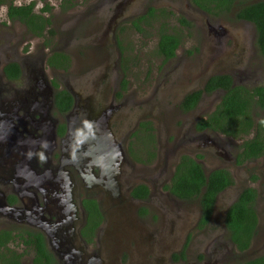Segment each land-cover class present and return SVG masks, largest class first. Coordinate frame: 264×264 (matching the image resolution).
I'll list each match as a JSON object with an SVG mask.
<instances>
[{"label": "rangeland", "instance_id": "1", "mask_svg": "<svg viewBox=\"0 0 264 264\" xmlns=\"http://www.w3.org/2000/svg\"><path fill=\"white\" fill-rule=\"evenodd\" d=\"M13 1L21 4L31 0ZM35 1L34 9L38 11L45 0ZM46 1L51 8L44 14L50 16L54 33L47 36L50 45L44 47V52L51 49L67 52L71 63L66 70L50 69L45 64V73L57 86L71 87L79 97L81 111L91 120L99 118L117 143L115 175L119 197L126 201L123 203L99 188L101 195L97 198L105 215L93 246L100 250L102 263L237 264L264 252L263 220L250 246L243 251L230 246L224 224L227 204L244 185L259 191L255 204L261 217L264 159L235 167L237 176L233 175V184L221 192L213 215L202 226L197 225L198 199L179 198L164 187L181 153L196 157L200 154L205 172L218 165L230 171L234 168L224 162H233L236 149L224 150L230 159L213 153V144L207 139L215 140L213 135L208 131L196 133L192 126L198 117L211 110L215 101L211 92L204 91L188 111H183L179 104L184 94L203 87L210 66L229 68L243 62L252 61V66L258 63L261 52L256 36L251 39L246 35L234 15L237 5L213 14L201 10L191 0H73L74 5L66 9L61 8V0ZM150 7L164 8L167 15L146 16L149 23L140 20L138 23L143 27L140 30L134 21L148 14ZM5 10V5L0 6L2 96L7 83L1 73L3 64L23 55L34 58L42 53L44 39L32 35L22 22L8 19ZM179 16L185 17L189 24L180 22ZM163 21L166 29L181 37L175 55L167 60L156 51ZM250 42L255 52L250 51ZM20 84L21 81H16L14 88ZM143 120L150 121L156 141L155 156L150 162L138 161L130 154L131 149L137 150L141 144L133 132ZM216 156L224 161L218 164ZM139 182L150 189L143 201L147 207L145 214L129 194L130 187ZM181 249L184 256L175 257ZM24 258L29 260V256Z\"/></svg>", "mask_w": 264, "mask_h": 264}, {"label": "flooded vegetation", "instance_id": "2", "mask_svg": "<svg viewBox=\"0 0 264 264\" xmlns=\"http://www.w3.org/2000/svg\"><path fill=\"white\" fill-rule=\"evenodd\" d=\"M239 1L241 0H234L230 8L232 9L237 5L235 13L242 4L248 3L246 0H243L244 2L238 5L237 2ZM237 19L241 22L240 25L244 28L249 38L252 39L254 34L256 36V29H252L253 26L255 27L252 21L241 17H237ZM15 21L21 22L18 19H15ZM218 27L224 31L222 26ZM216 29V27L213 28L214 33ZM250 44V51L255 52L252 42ZM44 47L47 46L43 44L42 53L37 54L34 58L29 55L16 57L14 61L18 62L21 69L17 79H9L5 76L3 70L1 71L7 83L3 87L5 91L4 96H2V93L0 94V131L18 136L21 144H14L7 152L0 149V200L9 208L7 210L0 206V230L2 228H12V233L14 234L13 238H10L4 245H0V254L3 257H7L12 255L13 252L20 253L25 251L20 256L21 263L31 264L32 256L35 253V246L34 244L27 245L23 242L24 238L27 239L30 236L28 232L31 231L33 234L30 237L34 239L40 235L46 249L54 256V261L51 264H103L100 250L97 246H93V243L98 241V228L105 215L99 198H97L101 195L99 188L102 189V192L104 190L106 194L110 192L111 196L118 197V200H122L121 202L123 203L126 200L119 197L120 186L116 175L101 176L100 166L95 161L93 162L92 156L86 151L88 142L84 135L86 133L84 132V128L88 130V127L93 125L89 123L93 122L94 118L92 120L89 119L86 112L81 111L77 93L73 92L71 87L66 88L72 95L70 107L66 110H61L56 105L55 92L65 87L55 86L54 81L45 73L46 59L52 52V49L44 52ZM259 58L257 59L259 60L258 63L254 66H252V61L243 62L244 64L240 63L229 68L210 66L211 68L206 69L208 73L206 79L212 75L226 74L230 76L232 85L249 89L264 85V57L261 54ZM47 66L50 69H56L48 64ZM16 81H21V84L17 88H14ZM209 92L215 97L214 104H212L209 111L211 112L220 101L225 89L217 86ZM255 108L260 110V112H256L258 110H255ZM250 114L254 118L255 123L247 133L238 132L237 135L227 134L221 129L208 127L199 130L195 124L201 116L194 121L192 126L195 132L197 131L196 133L208 131L215 138L212 141L207 137L209 142L213 144V153L221 154L230 159V156L224 150L236 149L233 155V162H226L230 160L224 162L234 165L232 171L227 167L218 165L205 172V174H208L214 168H225L233 178V175L237 176L235 167L239 164L251 161L256 162L259 158L264 159L263 150L257 156L242 155L243 157L240 156V161L238 160V154L243 149L242 143L245 139L251 138L256 134L264 138V108L253 104ZM259 120L261 121L260 125L257 123ZM108 134L110 133L108 132ZM109 137L111 138L110 144L115 142L111 134ZM26 155L27 158L24 161ZM193 157L200 162V156ZM221 161L224 160L216 156V162L220 164ZM85 162L91 164V170H89L92 172H90L91 175L89 176L83 170H86V168L81 166ZM19 164H23V166L18 168ZM253 179H257V177ZM100 180H104L105 183ZM233 182L217 193L210 218L213 215L217 198ZM87 185L88 187H86ZM246 186L251 185H244L240 188L229 201L226 209ZM254 188L257 192V198L259 191L256 187ZM85 198L95 199L102 212L103 218L96 226H93L92 221L88 222L87 206L83 201ZM130 198L139 205L138 207L141 208L143 206L147 209L146 204L143 202L146 198H137L131 194ZM256 198L254 200V207L257 215V230L260 220L264 221V203L260 208V217L258 216V209L255 204ZM259 217L260 219H258ZM199 219L200 214L197 220L198 226ZM226 230L230 246L239 250L231 240L227 227ZM256 230L251 237L250 244ZM24 256H29V260L26 261ZM182 256H184V251L181 249L175 257L181 258Z\"/></svg>", "mask_w": 264, "mask_h": 264}, {"label": "trees", "instance_id": "3", "mask_svg": "<svg viewBox=\"0 0 264 264\" xmlns=\"http://www.w3.org/2000/svg\"><path fill=\"white\" fill-rule=\"evenodd\" d=\"M191 1L200 9L213 14L228 11L234 2V0ZM35 2V0H31L26 3L16 4L13 0H0V6L2 4L6 5V17L8 19L20 20L32 35L44 38L43 44L48 46L50 45V40L47 36L52 35L54 30L50 27V16L44 14V12L51 7L48 1L45 0L44 6L36 11L34 9ZM72 5H74L73 0H61L60 2L62 9ZM159 14L163 17L167 15L164 8L150 7L148 14L138 17L134 24L138 29L142 30L143 27L138 23L140 20L144 22L143 24H148L149 22L145 20L146 16L154 17ZM235 15L254 23L256 44L264 57V0L242 4ZM179 20L183 24H189V21L183 16H179ZM164 25V21L161 22L158 30L156 51L162 56L163 60H167L175 55L181 37L178 33L166 29ZM46 63L51 67L66 70L70 66L71 58L67 52L52 49V52L47 56ZM2 70L9 79H17L21 71L20 65L14 60L6 62ZM54 84L55 86L57 85L55 82ZM217 86L224 88L225 92L214 110L197 120L196 128L199 130L206 127L221 129L232 135H237L238 132L247 133L255 123L254 118L250 114L252 105L257 104L264 108V85L249 89L232 85L229 75H212L206 79L202 88L189 91L182 97L179 104L180 108L183 111L193 108L203 91L209 92ZM55 103L61 110L68 109L72 103L71 93L66 88L58 89L55 92ZM260 122V120L257 122L258 125H260ZM152 129L150 121L143 120L138 128L134 130L133 135L141 143L137 150L136 148L135 150H130V154L134 159L141 162H150L154 158L156 141ZM242 147V151L238 154L239 161L242 155H259L264 150V138L256 134L251 138L245 139ZM197 156L201 155L198 154ZM252 178H256V175H253ZM232 182L233 178L227 169L214 168L208 174H205L200 162L190 154L182 153L175 163L169 182L164 187L179 198L186 200L198 199L200 205L199 225L202 226L210 220L217 193ZM130 194L137 198H146L149 194V187L145 183H138L130 189ZM256 195L257 192L254 187H244L225 211L224 223L229 230L231 240L239 250L249 246L251 237L256 230L257 215L254 207ZM83 201L87 206L88 222L92 221L93 226L98 225L103 218L98 203L93 198H85ZM140 210L141 213L147 211L143 206ZM12 230V228H2L0 230V245H4L10 238H13ZM32 234L33 232H28V235L31 236ZM30 236L27 239L24 238L23 242L27 245L34 244L35 246L31 264H51L54 261V256L46 249L43 239L40 235L34 239ZM24 252H13L12 255L7 257H3L0 254V259H2L0 264H22L20 256ZM239 264H264V253L246 258L240 261Z\"/></svg>", "mask_w": 264, "mask_h": 264}, {"label": "water", "instance_id": "4", "mask_svg": "<svg viewBox=\"0 0 264 264\" xmlns=\"http://www.w3.org/2000/svg\"><path fill=\"white\" fill-rule=\"evenodd\" d=\"M89 124H93V125L89 126L88 130H85L84 128V132H86L84 135L88 142L87 143L88 148L86 151L92 156L93 162L95 161V163H97V165L100 166L101 176L104 175L109 176V174H115L117 172L116 155L118 151L116 141L110 144L111 138L109 137L110 134H108V132L110 133V131L108 130V128L104 127L100 119L94 120ZM14 144H21V141L18 136H14V134H9V133L8 134L3 133L0 131V149H3L4 152H7L12 148ZM4 152L2 153L4 154ZM26 158L27 155L24 157V161ZM18 166H19L18 168H21L23 164L22 165L19 164ZM81 166L83 168H86V170L85 169L83 170L86 172L87 176L91 175L90 173L92 172L90 171L91 164L85 162L83 163V165L81 164ZM101 182H104V180H102ZM0 206L3 209H7V210L9 209L7 206H5V204H3V201L1 202V200H0Z\"/></svg>", "mask_w": 264, "mask_h": 264}]
</instances>
